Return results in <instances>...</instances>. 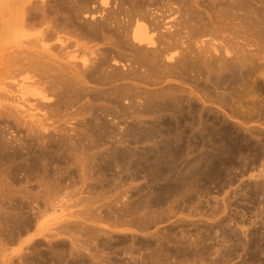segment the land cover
I'll return each instance as SVG.
<instances>
[{"label":"bare ground","instance_id":"6f19581e","mask_svg":"<svg viewBox=\"0 0 264 264\" xmlns=\"http://www.w3.org/2000/svg\"><path fill=\"white\" fill-rule=\"evenodd\" d=\"M92 1L73 0L62 7V12L65 11L62 19L60 17L57 21V17L52 16L60 31L57 32L54 24L55 30H51L58 33L56 37L61 45L66 42L62 41L64 36L59 35L61 31H75L77 34L74 32L73 36L87 41H77L79 47L88 49L86 53L84 49L80 66L70 63L66 67L57 63L50 52L44 57L42 52L34 50L38 48L37 42L30 44H36L35 48L26 45L30 47H26L30 49L28 51L24 46V50H14L11 56L8 53L10 58H7L11 62L6 58L5 62L9 64L1 66L0 76L16 70H32L33 77L37 76L46 86L44 92L40 90L42 85L40 89L36 88L40 91H35V94L48 101L53 100V106L47 102L45 107L54 110L57 115L70 107L77 109L68 120L79 113H87L89 117L85 118L80 132L72 128L75 130L72 136L66 128H57L54 121L49 123L45 120L47 118L29 112L31 109L17 111L18 104L13 105L16 101L9 99L11 103L7 100L11 96L7 97L9 89L6 87L7 93H0V264H199L201 260L207 261L208 251L196 253L199 248L194 251V248L170 245L175 240L167 233H161L157 242L135 235L127 242V237H112L104 233V228L101 227V230L99 225L103 222L112 227L122 226V231L130 227L146 230L162 221L161 214L167 209L170 212L183 209L182 204L193 201L195 193L208 192L210 183L219 186V181L223 179L222 169L236 165L239 152L244 149L248 152L249 146H245L248 140L240 133L241 126L239 128L229 122L222 113L226 111L224 114L229 112V117L241 118L243 124L246 123L244 125L256 115L263 117L264 102L253 99L255 97L252 98L251 93L259 90L258 75L255 74L264 71V62H261L264 54L261 56L262 52L258 51L261 46L257 45L258 42H254L257 54L255 49H252L253 52L247 50L252 45H246L249 43L246 36L253 35L261 42L264 40V0H257L260 4L255 3L256 8L251 0H109L111 8L107 13H101V19L78 20L84 10L93 13ZM31 2L33 0H0V42L15 36ZM171 2L176 5L175 8L171 7ZM257 6L263 8L259 10ZM176 12L180 28L174 29L173 24H165L166 27L161 28L166 15ZM47 15L44 14L41 19L50 24L51 18L47 22L44 17ZM53 25L50 27L54 28ZM70 25L73 29L69 28ZM46 26L43 28L46 31L41 34L49 33V38H46L50 39L52 32L49 25L48 28ZM221 33L229 40L222 38ZM200 34H208L210 38L204 42V50L200 44L196 46L197 52L194 39ZM53 35L52 39L55 38ZM212 36L219 38L216 46ZM240 36L247 41H241L245 46L241 43L240 46ZM235 38L237 44L236 40L234 44ZM92 39L100 41L102 46L95 48L93 45L92 48V45H87ZM218 45L220 48H216ZM15 46L20 45L16 43ZM43 46L48 50L52 48L51 44L50 48L45 46V42ZM188 80L194 81L195 85L191 82L192 86H189ZM255 83L257 89L253 91ZM245 86L251 88L246 89ZM45 92L54 96H47ZM112 103L118 111H115L114 105L111 106ZM120 112L131 115L134 121L125 132H116L106 122L107 114H114L120 121ZM95 118L98 125L93 121ZM247 127L242 129L247 130L245 134H251L252 139L254 127ZM56 130L64 132L58 139L53 134ZM113 134L122 138L131 136L130 140L136 145L145 141L151 145L140 151L135 145L134 148L119 151L114 146L117 151L114 156L110 155L113 152L96 153L93 150ZM141 143L139 145L143 146ZM251 154L253 152L248 155ZM244 166L246 164L243 170ZM233 168L232 171L236 167ZM171 172L175 175L170 178L168 174ZM141 175L153 191L141 193L145 189L140 186L136 188L137 196L134 193L128 195L127 201L122 200L127 192L125 190L131 189L129 183ZM236 176L240 174L237 172ZM161 180L165 184L160 185ZM77 203L81 206L78 214L67 213L77 217V220L66 219L67 223L62 226H58L61 222L58 224L57 221L58 225L53 224L57 228L52 230L49 229L52 224L44 228L42 218H46L47 213L49 215V210L50 214L58 209L65 212ZM33 205H37L35 212ZM31 225H36L42 234L53 231L47 233L53 239L65 234V240L70 244L67 243V246L64 240V243L56 242L60 239L50 240L45 247H39L41 243L37 242L33 246L31 244L30 249L28 245L26 250L18 248L11 251L8 244L20 241L21 246L24 241L19 235L22 229ZM30 240L31 237L25 242ZM215 262L210 264H222L223 256L216 258Z\"/></svg>","mask_w":264,"mask_h":264},{"label":"rangeland","instance_id":"374dc122","mask_svg":"<svg viewBox=\"0 0 264 264\" xmlns=\"http://www.w3.org/2000/svg\"><path fill=\"white\" fill-rule=\"evenodd\" d=\"M72 1L73 0H66L65 2L63 0H35V1L33 0V2L28 3L30 7H28V9H26L25 14H23L24 15L23 18L27 21H25L24 19L22 20L21 26L13 38L9 37L8 39H3L0 42V55H1L0 56V68H1L0 72L3 70V68H2L3 64L4 65L9 64L8 62H7L8 64L5 62L8 59L7 57H9L8 53H10V56H11V54H14V50H16V51L18 49L24 50L26 47L30 48L33 46L30 44H34L36 42H37L36 43L37 46H36V44H35V46L38 48H35V46H33L35 49L34 48H31V49L37 50V52H42L44 57L47 54H49V52H50V54H53L52 57H53V59L56 60L57 63L63 64L66 67H67V64L69 67L71 64H74V63H76L77 67L80 66L81 65V57H83L85 55V53L88 51V49L86 50L83 47H79L77 43L79 41L80 42L84 41L85 43H87V41L82 40V39L78 40L80 38L73 36L75 31L71 30V32H68V33L61 31L62 33L60 32L59 35H63L64 38L62 39L61 36H60V38L62 39L63 42L66 41L65 42L66 44L62 43V45H61V43H59L61 41L56 37V34H58V33H56L54 31L55 26H57V29H58L57 32L60 31V29L58 28L59 24L58 25H56V24H57V21L60 17H61L60 19H62L64 17L65 11H63L64 13L62 12V10H64V9H62V7H64V4L70 3ZM77 1L78 0H76V2ZM93 1L90 2L91 8H92V6L94 8V9L92 8V10H94V11L91 10V12H93V13H90V12H87L84 10L80 13L78 20H82L83 18L88 19L89 21H91V20L93 21V19H101V17H100L101 13L105 14L111 8V4L109 3V0H106V2H101V0H93ZM258 2H257V0L256 1L254 0V2H253V0H251L252 5H255V3H256V5L260 4V2L259 3ZM33 5H35V6H33ZM256 5H255V8H256ZM173 6L175 8L176 5L171 2V7H173ZM258 6H257V8L259 10H261L262 6H260V7H258ZM65 7H66V5H65ZM31 8H32V10H31ZM44 14H48L47 16H44L47 18L46 21L50 22V20H52L51 21L52 23L49 24V23H45L44 20L42 21V19H43L42 16ZM92 14H93V16H92ZM178 15L179 14H177V12L176 13H170L169 15H166V19H165L166 22L165 21L162 22L163 26L161 28H165L166 27V26H164L165 24L166 25L173 24L172 26L174 27V29H176V28L178 29V26L180 28V25L177 24L178 20H179ZM48 16H50V17H48ZM52 16H56L57 21H53L54 17L52 18ZM46 18H44V19H46ZM56 19L54 18V20H56ZM23 21H25V22L23 23ZM28 21L29 22L32 21L33 23L31 22V25H29ZM173 21H174V23H173ZM55 22H56V24H55ZM34 23H35V25H33ZM23 24L26 26H24ZM51 24L55 25V26L53 25L54 28L50 27V26H52ZM175 24H177V25L175 26ZM32 25L34 27H30ZM46 25L48 27H50L49 28L50 30L54 29V30H51V32H52L51 33L52 35H50L51 40L46 38V36L49 38V35H48L49 33L43 34L46 31V30L45 31L43 30V28H45ZM69 28L73 29L72 26ZM257 28L258 27H256V29ZM49 29L47 31H49ZM184 29H186V28H184ZM39 31H40V33H39ZM41 32H43V33L41 34ZM252 32H253V29H252ZM18 34H20V35L18 36ZM39 34H41V35H39ZM53 34H55V38L53 37V39H52L51 36H54ZM221 34H220V40L219 41H221L222 38H224V39L226 38V36H223V34H222V38H221ZM42 35H44V36H42ZM224 35H226V33ZM202 36H204V37H202ZM242 36H245V35L243 34ZM242 36L239 37L240 39H242V40H238L239 44L241 43V41L247 42L249 40L248 41L249 43L248 44L246 43V45H248V46L252 45V46H249L251 49L247 46L246 47L249 49H247L246 47H244V48H246L247 50H250V51H252V49H255L254 53H256V54H257L258 48H255V46L257 47L258 44H259V46L261 44L262 47L260 46L259 47L260 50H258V51L262 52V53L260 52L261 56L264 54L263 53L264 49L261 50V48H263V45H264V44H262V42H264V40L261 42L259 40H256V38L253 35H251L253 38L251 36H248V37L246 36V38H247L246 39L247 41H246L245 38H242ZM44 37H45V39H44ZM228 37H230V36H228ZM206 38H208V39H206ZM209 38H210V35H208V34H203V35L200 34V36H197V38H195L194 40L196 42H198L197 43L198 45L194 41V43H195L194 49L197 50V52H198L197 47L200 44V47L202 46L201 49L204 50L203 44H205L206 40H209ZM213 38H214L213 41H215L214 44L216 46V44H217L216 40H218L219 38L218 39H215V37H213ZM250 39H252L254 41H252ZM95 40L92 39L91 41L88 42L87 45H92L91 46L92 48H94V47L98 48V47L102 46L100 44V41L95 42ZM191 40H193V39H191ZM225 40L227 41V40H229V38L225 39ZM235 40H236V44H237L236 38L234 39V44H235ZM40 41L43 42V44L39 43ZM92 41L96 44H94V43L92 44L91 43ZM15 42L18 43L20 46L22 45L23 47L22 46H21L22 48L20 46L16 47ZM44 42H45V46H49V48H50V44L52 45L51 46L52 48L50 49L51 51L48 50V47L43 46ZM243 42L241 44H243V46H245L244 45L245 43H243ZM252 42H253V44H252ZM254 42H256V43L258 42L257 45ZM27 43H29V44H27ZM241 44H240V46H241ZM26 45H29L30 47L26 46ZM93 45H94V47H93ZM24 46H25V48H24ZM28 48H26L25 50L26 51L30 50ZM216 48H220V45H218ZM84 49H85V53H84ZM22 50H20V51H22ZM169 52L171 53V49ZM172 52H174V49H172ZM220 52H222V50H220ZM165 53H167V52H165ZM258 54H259V52H258ZM8 61L11 62V60H9V59H8ZM261 62H264V60L263 61L261 60ZM263 69H262V71H263ZM24 70L23 71L22 70H19V71L16 70L15 72L13 70L14 73L8 74L10 76H8V75L3 76V74H2L0 76V86L2 87V88H0V93H2V92L7 93L6 88L9 89V91L7 93V97H9L8 96L9 94L11 97L7 98V100L9 101V99H10L13 102L16 101L17 103L15 102V104H13L14 106H16L17 104L18 105L19 104L24 105V107L17 105L16 106L17 107L16 109H18L17 111L21 112L22 110H25L26 108L31 109L29 112L35 113V115L38 117L47 118L45 120L49 123H52L54 121L53 124L57 125V128H59V129L62 127H63V129L66 128L67 132L70 135L74 136L75 130H72V128L75 127L76 131L79 130L83 126L82 124H83L85 118L89 117V115H87V113H84V115L79 113V115H77V114L74 115L75 118L73 116V118H70L68 120L69 116L76 113L75 109H77V108L74 109V108L68 107L63 113L58 114V115L55 113L54 110H52V109L49 110L48 108H46L45 106L49 102L51 105L52 104L54 105V101L53 100L48 101L46 99H43L38 93H37L38 95L35 94V91L37 92V91L42 90L44 92L46 90V86H43V85H45V83L44 82L42 83L41 79H39L36 76V74H35L36 78L33 77L34 72L32 70L26 69L25 73H24ZM17 71L19 72L18 74H17ZM32 72H33V74H32ZM257 73L255 74V76L258 75L257 77L259 79L258 80L259 85L257 87H259L258 88L259 90L255 91L257 89V87L255 86L256 85V83H255L254 87H253L254 88L253 91H255V92L252 91L255 94V96L253 95V93H251V95H252V98L255 97L253 99H256V100L260 99V100H262V102H264V89H263L264 88V76H263L264 71L262 72L263 74L261 73V71H259L258 74ZM12 74H14V75H12ZM27 74H29V75H27ZM28 76H30V77L32 76L33 79L32 78L31 79L32 80L36 79V80L32 81L30 79V77H28ZM27 78H29V79H27ZM173 79L174 78H172L171 81H174ZM188 81H190L189 84H191V82H192V83H194L193 85H195L194 81H191V80H188ZM39 82H40V84H38ZM34 85H36L37 87ZM41 85L45 89H43L41 87ZM3 86H4V88H3ZM189 86H192V84ZM27 87L29 89H27ZM40 87H41V89H40ZM36 88H38L40 90H38ZM245 88L249 89L251 87L245 86ZM1 89L3 91H1ZM260 90H261V92H260ZM262 90H263V92H262ZM256 92H258V94H256ZM45 93L47 94V92H45ZM50 95L54 96L53 94H49V93L47 94V96H50ZM53 98H51V99H53ZM9 102H11V101H9ZM81 102H83V101H81ZM113 105L115 106L114 103H112L111 106H113ZM52 106H49V107H52ZM18 107L19 108L21 107V108L19 109ZM113 108L115 109V111H118L116 106ZM72 109L74 110V112ZM60 110H62V109H60ZM222 112H223V110H222ZM225 112L222 113V115H224L223 117L228 119L229 122H233V123H235V125H238L239 128L241 126V128H240L241 132L240 133H243L244 135H246L248 142H246V140L243 139L242 137H241V139H243L247 143V145H245V146L246 147L249 146V148H248L249 150L247 152V150L244 149L242 152H239V154H238L239 156L237 155V157H236L237 158V164L239 166H237V164H236V165H234L236 168L234 166H232L230 168L226 167L227 170L225 169V167H224V169H222V175L221 176L223 179L219 181L220 182L219 186H216L214 183H210L209 189H207L208 192L200 193V195L195 193L193 195V197H194L193 201H191V202L186 201L188 204H186L185 202L183 203L186 205V207H185V205L182 204L183 209L174 210L173 212H170L167 209L166 211H164L163 214H161V216L163 217V220L162 221L159 220L157 222V224H155L154 226H151L150 228H148L146 230L141 231V230L135 229L134 227H130V228H126V229L124 228L123 230H125V231H122V229H121L122 226L112 227V226H109L108 224H104L103 222L99 225V228L101 230H102V228H104L103 232L108 234V235H112V237H116V236H122V237L124 236V238L127 237L126 238L127 242H130V237L132 235H135L136 237H140L141 239H148L149 238V239H152L155 242H157L161 233H165V234L167 233L169 235V237H171L175 240V241L171 242L170 245H176L177 244V245H181V246H186V247H189L192 249L194 248L193 249L194 251H196L199 248L196 251V253H200L202 250H205L206 252L208 251L207 254H208L209 259H207V261L201 260L202 262L201 263L199 262V264H204L206 262H209V264H210V262H212V261H213V263H216L215 260H216V258H219V256H221V257L223 256V258H224V262L222 264H264V119H263L264 112H263V117H259L258 115H256L252 118V120H250L249 123H247V125H244L246 123L243 124V120L241 118L238 117L239 120L241 119L242 123L239 120H237L238 118L229 117V115H228L229 112H227L228 114L227 113L224 114ZM50 113H52V115H49ZM118 115L121 116L120 121L116 120L117 116H115L114 114H107L105 116L106 122L108 121L107 123L112 125L116 129L115 130L116 132L117 131L118 132H125L127 127L131 126V124H134V121H133L131 115H126L122 112H120V114H118ZM227 115L229 118L227 117ZM257 118L259 119L258 121H256ZM260 118L263 119V122H260V121H262V119L260 120ZM45 120H43V121H45ZM97 120H98L97 118H95L93 120L94 123L96 122L95 125H98ZM238 122L240 125L237 124ZM79 123H81V124L79 125ZM232 125L233 124H231V126ZM244 126L245 127H247V126L254 127V128H252V129H254V131L252 130L254 132L253 133L254 136L252 134V139L250 138L251 134L249 136H247L248 134H245L247 130H243V129H245ZM242 127H243V129H242ZM255 128H256V130H255ZM50 130L52 131V128H50ZM242 130H243V132H242ZM258 130H260V131H258ZM80 131L81 130H79V132ZM62 133H64V132L61 130L53 131V134L55 135V137L57 139L59 138L60 135H63ZM243 134H241V135L244 136ZM130 137L131 136H128V135H127V137L125 136V138L123 137L125 140V141H123V138L120 137L119 134L118 135L113 134V136L109 140L103 141L102 144L97 145V147H94L93 150H95L96 153H105V152L106 153H108V152L112 153L113 152L110 155L114 156V152H117V151H119V149H122V148L127 149L130 147V149H131V148H134L135 146L136 147L139 146V147H137L139 149H137V148H135V149L140 151V149L143 150L144 147L151 145L150 143L148 144V142H146V141H145V143L139 142L138 145H136L137 143L134 144V142L132 140H130V139H132V137L131 138ZM126 140H127V143L129 145L126 143ZM128 141L131 143L132 147ZM140 143H141V145L143 144V146H140L139 145ZM100 145L103 148H101ZM245 146H243V147L245 148ZM113 147L117 151H115L113 149ZM250 147L252 148L251 151H250ZM103 151H105V152H103ZM249 152H251V153L253 152V154L256 153V155H253V154L248 155ZM240 153L241 154L245 153V155H248V156L245 157L244 154H242L244 156H241ZM257 154L259 155L258 158H257ZM249 156L251 158L252 157L253 158L255 157V158L252 159V161H248L251 159ZM248 158H250V159H248ZM245 159L246 160L248 159L247 162ZM241 160H243V162H241ZM240 163H242V164H240ZM244 164H246V166H244L245 171L243 170ZM237 167H239V169H237ZM232 168L234 169L233 171H232ZM230 169H231V171H230ZM223 170H225V171H223ZM235 171H237L238 175L240 174V176H236L237 172H235ZM242 171H244V173ZM225 172H228V173H225ZM142 173H144V172L142 171ZM171 174H172V176H171ZM168 175H170V178H171L175 175V173L173 174V172H171ZM163 183L165 184L164 180L163 181L161 180L159 182L160 185H162ZM129 185H130L131 189L129 188L128 190L127 189L125 190L127 192L125 194H123L124 197L121 198L122 200L127 201L128 200L127 198L129 197L128 195H130V196L134 195V193L136 192V188L138 189V187H140V186H144V189H145V190H142L141 193H147L149 191L150 192L153 191V189H151L150 185L148 184V181L146 179H144L143 175L138 176L136 179H133V183L130 182ZM134 185H135V187H134ZM84 190H82V192H81L83 195H85V193H86V192H84ZM132 192H133V194H132ZM135 195L137 196L136 193H135ZM149 195H150V193H149ZM83 197L84 196H82L81 198H83ZM36 207H37V205L32 206L33 212L36 211ZM80 207L81 206L79 204L77 206L71 205L67 208V210H65V212H64V210L60 211V209H58V211L57 210L53 211V212H56V213L52 212L53 215L50 214L51 211L49 210L48 211V212H50L49 215L47 213L46 218H42V220H44L43 221L44 225H45L44 228L46 229L47 227L51 226V224H52V227L51 228L49 227V229L52 230V229L57 228L56 225H58L59 222H61V223L58 226H62L64 224H66L67 223L66 221H68V220H70V221L77 220V217L75 218V216H72V217L69 216L70 214L68 212L70 211V213H73V214L77 213L78 214V210H80ZM24 210H26V209H24ZM71 218L72 219L74 218V220H72ZM39 219L41 220V218H39ZM40 220H38V222H40ZM53 224H56V225H54L56 227H53ZM90 224H92V223L90 222ZM28 227L25 229H22V231H21L22 233H20V235H19L20 239L22 241H24V243L21 246L19 245L20 241L19 242L15 241L14 243L10 242L11 244H8L11 251L16 250L18 248L19 249L25 248V250H26V246H28V245H29L28 246L29 248L28 247L27 248L30 249L31 248L30 245L32 244L31 246H33L35 243L37 244V242L41 243V245H43V246H41L39 244V247H45L47 244H49V243H47V241L49 242L50 240L56 241V240L60 239L59 241H56V242H62V243H64V241H67V240H65L66 239L65 234L57 235V236H55L57 238L54 237L55 239H53L52 235L48 236V234H47L48 232L52 233L53 231L50 232L51 230L48 231L46 234L43 233L44 234L43 235L42 233L39 232V228L36 227V225H34V226L31 225ZM123 227H126V226H123ZM41 228H42V225H41ZM49 229H47V230H49ZM25 230H27V231H25ZM119 230H121V232ZM37 234H39V235H37ZM46 236H47V238H46ZM30 237H31V240L28 243L25 242V240H27ZM48 237H49V240H48ZM17 241H18V239H17ZM42 242H43V244H42ZM67 243H68V241L65 242V244L68 246V244H70V243H68V244ZM200 247H201V249H200ZM250 255H253V256H250ZM219 264H221V262Z\"/></svg>","mask_w":264,"mask_h":264}]
</instances>
